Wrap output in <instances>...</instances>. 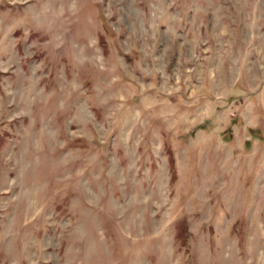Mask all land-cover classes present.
I'll use <instances>...</instances> for the list:
<instances>
[{
    "label": "rangeland",
    "instance_id": "rangeland-1",
    "mask_svg": "<svg viewBox=\"0 0 264 264\" xmlns=\"http://www.w3.org/2000/svg\"><path fill=\"white\" fill-rule=\"evenodd\" d=\"M0 264H264V0H0Z\"/></svg>",
    "mask_w": 264,
    "mask_h": 264
}]
</instances>
